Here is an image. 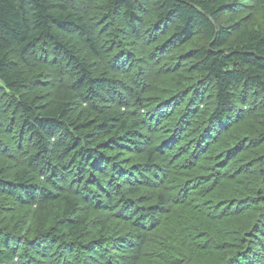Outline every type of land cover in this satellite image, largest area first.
Listing matches in <instances>:
<instances>
[{
  "label": "trees",
  "instance_id": "16d2710c",
  "mask_svg": "<svg viewBox=\"0 0 264 264\" xmlns=\"http://www.w3.org/2000/svg\"><path fill=\"white\" fill-rule=\"evenodd\" d=\"M244 1L0 0V264H264Z\"/></svg>",
  "mask_w": 264,
  "mask_h": 264
},
{
  "label": "rangeland",
  "instance_id": "374dc122",
  "mask_svg": "<svg viewBox=\"0 0 264 264\" xmlns=\"http://www.w3.org/2000/svg\"><path fill=\"white\" fill-rule=\"evenodd\" d=\"M251 3H252V0H246V1L242 2V3H240V4L242 6V9H244L246 11H250L251 8H252V4ZM238 8H240V7H238ZM240 14L242 15V14H244V12L240 13Z\"/></svg>",
  "mask_w": 264,
  "mask_h": 264
},
{
  "label": "bare ground",
  "instance_id": "6f19581e",
  "mask_svg": "<svg viewBox=\"0 0 264 264\" xmlns=\"http://www.w3.org/2000/svg\"><path fill=\"white\" fill-rule=\"evenodd\" d=\"M183 109V108H182ZM179 116V115H178ZM69 126V125H68ZM192 140V139H191ZM90 152V151H89Z\"/></svg>",
  "mask_w": 264,
  "mask_h": 264
}]
</instances>
